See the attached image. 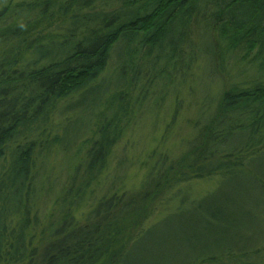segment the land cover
<instances>
[{
    "label": "trees",
    "instance_id": "trees-1",
    "mask_svg": "<svg viewBox=\"0 0 264 264\" xmlns=\"http://www.w3.org/2000/svg\"><path fill=\"white\" fill-rule=\"evenodd\" d=\"M3 1L0 264H264V0ZM195 28L207 75L231 55L250 73L198 120L187 154L155 164L135 191L117 184L120 160L78 216L132 121L128 86L139 100L190 66ZM88 129L73 172L47 184L43 215L46 161ZM212 178L202 197L188 187Z\"/></svg>",
    "mask_w": 264,
    "mask_h": 264
},
{
    "label": "rangeland",
    "instance_id": "rangeland-1",
    "mask_svg": "<svg viewBox=\"0 0 264 264\" xmlns=\"http://www.w3.org/2000/svg\"><path fill=\"white\" fill-rule=\"evenodd\" d=\"M29 0H13L21 2ZM8 2L0 0V8ZM197 29L191 36L197 52V58L192 60L190 66H185L175 75L168 78L156 79V83L145 98L138 100V88L134 84L127 88L128 99L131 102L132 112L129 115L132 121L125 126L127 128L123 137L114 148L109 165L100 182L93 184L88 190L85 200L76 208V214L81 216L86 212L93 197L92 194L102 193L109 188L112 177L116 176L117 164L125 160L120 178L117 181L122 190L135 191L146 182L153 166L160 161L169 165L177 161L189 151V143L197 136L196 125L199 119H206L213 114L221 95L231 82L247 76L249 69L243 67L239 55H231L226 58L225 68L214 73L215 78L208 74L207 57L198 50L200 38H196ZM241 55V54H240ZM241 59V57H240ZM245 73V74H244ZM213 74V73H212ZM125 91V92H127ZM144 97V96H143ZM138 100V101H137ZM207 102V105H204ZM92 128V127H91ZM88 135L80 138L77 143L66 153H62L56 146L51 158L46 161L41 175L44 180L41 198L42 214L53 210L52 202H44L45 194L52 186L48 183L55 178L59 182L67 178V174L73 172L69 157H74V165L83 158L88 143L86 138L91 137L92 129H88ZM54 133V132H53ZM65 156V157H64ZM72 164V163H71ZM69 169V171H68ZM49 177V180H47ZM218 185V178L196 180L188 184L195 196L202 197L214 190ZM46 187V189H45ZM58 190H54V194ZM161 214L152 217L156 221ZM150 221V222H151ZM47 220L44 221V224ZM45 226H43L44 228ZM43 228H40L39 234Z\"/></svg>",
    "mask_w": 264,
    "mask_h": 264
}]
</instances>
